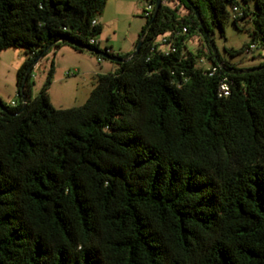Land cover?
I'll return each mask as SVG.
<instances>
[{
  "label": "trees",
  "instance_id": "obj_1",
  "mask_svg": "<svg viewBox=\"0 0 264 264\" xmlns=\"http://www.w3.org/2000/svg\"><path fill=\"white\" fill-rule=\"evenodd\" d=\"M108 1L0 0V54H27L17 105L0 98V264H264V61L238 68L210 44L247 19L250 42L227 52L264 47V0H162L133 58L90 42ZM50 45L128 60L57 108L54 62L35 97L29 72Z\"/></svg>",
  "mask_w": 264,
  "mask_h": 264
},
{
  "label": "rangeland",
  "instance_id": "obj_2",
  "mask_svg": "<svg viewBox=\"0 0 264 264\" xmlns=\"http://www.w3.org/2000/svg\"><path fill=\"white\" fill-rule=\"evenodd\" d=\"M156 1L109 0L99 18V21L103 22L104 25L103 32L96 39L103 38L105 43L108 42L107 40H111L114 44L115 53L122 55L128 50L136 48L141 30L147 20L143 15V10L149 3L155 4ZM164 2L172 7L179 3L178 0H164ZM249 5L254 9V0H251ZM180 10L186 13L184 7H181ZM240 23L241 29H238L231 19L225 27V37L221 35L220 29L215 27L213 41L223 59L235 63L238 68H249L264 61L260 58V56H264V47L254 52L250 49L248 52L231 56L227 50H239L248 44L251 40L250 34L256 28L251 20L242 19ZM108 24L109 27L106 28ZM158 40L160 41L161 38L159 37ZM104 42L101 45L102 48H104ZM189 47L194 50L200 49L201 56L204 58L200 63L208 68L209 64L206 63L205 54L209 52V46L205 40L196 36L190 41ZM26 58L27 54L23 49L11 48L0 54V98L7 105H11L12 101L17 103L19 101L17 70ZM52 62H54L55 75L49 93L53 105L57 108L84 105L96 84L99 75H96V72H102L99 65L107 62L112 63L89 53L77 52L69 46L54 49L40 59L33 68L32 93L34 97L39 94Z\"/></svg>",
  "mask_w": 264,
  "mask_h": 264
},
{
  "label": "water",
  "instance_id": "obj_3",
  "mask_svg": "<svg viewBox=\"0 0 264 264\" xmlns=\"http://www.w3.org/2000/svg\"><path fill=\"white\" fill-rule=\"evenodd\" d=\"M161 4H162V0H157V2H156V8H155V11H154V17L156 16V14H157V12H158V10H159ZM197 16L200 18V16H199L198 13H197ZM142 42H143L142 40H140V41L138 42V45H137V47H136V50L134 51V53H133V55L131 56V58L135 57V56L138 54V52H139V50H140V47H141V45H142ZM210 44H211V46H212L213 52L215 53L217 59H219V52H218V50H217V48H216V45L214 44L213 41H210ZM52 46H53V45L48 46V47L45 49V51H44L43 53H41L40 56H39V57H38V58H37V59L31 64V66H30V68H29V72L34 68V66L38 63V61H39L40 59H42V58L45 56V54H46V53L52 48ZM101 55H102L103 57H105V58L111 60V61L124 62V61H127V60H128V59L120 58V57H118V56H109V55H107V54H105V53H101ZM0 109L3 110V111H6V108H5V106L2 104L1 100H0ZM24 109H25V107H23L22 109H20V111H19L18 113H21Z\"/></svg>",
  "mask_w": 264,
  "mask_h": 264
},
{
  "label": "built area",
  "instance_id": "obj_4",
  "mask_svg": "<svg viewBox=\"0 0 264 264\" xmlns=\"http://www.w3.org/2000/svg\"><path fill=\"white\" fill-rule=\"evenodd\" d=\"M154 12V5L153 4H148V6L144 9V14L146 16H150V14H152ZM185 31L187 30L186 28L184 29ZM161 40H157L156 44L158 46L159 49H161L162 51L169 53L170 51H175V46L172 43L168 42L167 36H161L160 37ZM90 42L92 44H97V40L96 39H91ZM213 70L215 71L216 68H213ZM229 91V85L227 83H222L221 85V92L224 94H228ZM12 106H16L17 102L12 101L11 102Z\"/></svg>",
  "mask_w": 264,
  "mask_h": 264
},
{
  "label": "crops",
  "instance_id": "obj_5",
  "mask_svg": "<svg viewBox=\"0 0 264 264\" xmlns=\"http://www.w3.org/2000/svg\"><path fill=\"white\" fill-rule=\"evenodd\" d=\"M104 19H105V17H104ZM109 23V22H108ZM102 24H103V22H102ZM104 26V25H103ZM107 27H109V24H108V26L106 25V28ZM104 29H105V27H104ZM97 40V43L100 45V47H101V45H102V43L104 42L103 41V38H98V39H96ZM108 42H104V48H106V47H109V48H111L113 51H114V44H113V42L111 41V40H107ZM65 47V46H64ZM63 47V48H64ZM66 47H68V46H66ZM71 48V47H70ZM102 48V47H101ZM104 48H102V49H104ZM73 49V48H72ZM74 50V49H73ZM134 50H135V47L132 49V50H128L127 52H125V54H130V53H133L134 52ZM76 51V50H75ZM77 52H79V51H77ZM115 52V51H114ZM80 53H82V52H80ZM125 54H123V55H125ZM99 68H100V70L102 71V72H96V75H98V74H103V73H109V72H114V71H116V69H117V66L116 65H114V64H112V63H110V62H107V63H102L101 65H99ZM104 71V72H103Z\"/></svg>",
  "mask_w": 264,
  "mask_h": 264
}]
</instances>
